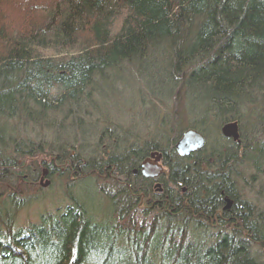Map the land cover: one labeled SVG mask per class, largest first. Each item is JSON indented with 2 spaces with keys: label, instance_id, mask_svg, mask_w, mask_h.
<instances>
[{
  "label": "trees",
  "instance_id": "16d2710c",
  "mask_svg": "<svg viewBox=\"0 0 264 264\" xmlns=\"http://www.w3.org/2000/svg\"><path fill=\"white\" fill-rule=\"evenodd\" d=\"M2 8L32 21L10 33L0 22V264H264L260 196L244 184L246 195H237L235 173L242 166L264 178V0H0ZM128 67L137 80L148 70L162 80L159 94L147 89L139 104L143 114L161 116L155 138L100 114L98 80L120 79ZM172 91L180 92L174 110L161 111L152 100L167 101ZM178 113L184 116L170 121ZM209 118L213 133L236 121L241 132L252 126L251 136L220 145L218 137L197 157L175 154L181 132H207ZM160 137L169 142L161 146ZM154 150L168 166L161 192L139 172ZM42 169L59 186L64 181L60 195L69 204L29 224L26 235H12L11 219L23 207L19 182ZM85 178L105 180L103 208L83 207L88 201L72 193ZM182 213L206 221L189 231L211 235L209 247L189 244L181 253L175 235H158L172 226L184 231L185 223L174 224ZM122 214L142 237L111 243L102 229ZM222 222L228 229L203 231ZM152 227L155 238L147 234ZM31 234L48 245L36 246Z\"/></svg>",
  "mask_w": 264,
  "mask_h": 264
},
{
  "label": "rangeland",
  "instance_id": "374dc122",
  "mask_svg": "<svg viewBox=\"0 0 264 264\" xmlns=\"http://www.w3.org/2000/svg\"><path fill=\"white\" fill-rule=\"evenodd\" d=\"M8 10L9 9H7V8H2V10H0V22H1L2 26L4 27L5 31H7L9 33L13 32V31L16 32L20 29L21 24H23V27L30 26V24H31L30 21H32L31 20L32 14L31 15L27 14L26 15V17L28 16L26 18L27 20L21 21L22 19L17 13H14L12 11L8 12ZM28 19H30V20H28ZM20 31H22V30H20ZM49 52L50 51L47 50L46 52H44V54H51V52L50 53ZM159 57H160V55H157L156 58L153 59L154 64L158 62ZM128 69L129 70H127V71H122V73L120 74V79L118 77L114 79V76H112L106 82H104L102 80H98V85H99L98 90L99 91H97V88H96V91L98 94L97 102L99 103L98 105H99V109H100V114H107L108 119H110V116H112L115 119V121L119 124V126H121V128H123V129L130 128V130H132L133 128H135L138 131H141L142 129H147L149 127H152V129H155V127L157 125L161 124V118H160L161 116L154 117V115H151L149 117L148 115L143 114L145 109L139 104H140V99L143 98L141 96L142 92H145L147 89L153 90L154 87H157L158 89L161 88L162 84L159 87V83H161L162 80L159 81L158 79L153 80V79L149 78V74H150L149 72L150 71L148 70V71H146L143 79L140 81V80L136 79V72L134 70L132 72L130 70V67H128ZM164 82L166 83V81H164ZM167 82H169V79L167 80ZM145 83H146V89L143 90ZM155 83H157V84H155ZM181 87H182L181 84H179L178 88H176L174 90H179ZM169 88L170 87L167 86L168 90H169ZM159 91H160V89L155 90V94H159ZM181 93H182V91H181ZM207 93H208L207 91L204 92V94H207ZM179 95H180L179 91H177V93L175 95H173V91H172L170 98L167 101H164V100H166L164 97L159 98L156 95L155 99H153L152 102L156 103L158 105L161 104V108H160L161 111L165 110L166 112L171 113L174 110V107L176 105V104H173V102L175 100H178L177 97H179ZM172 96L176 97V98L174 99ZM180 98H182V96H180ZM164 103H166V104H164ZM183 116L184 115L182 113H178V116H173V117H170L169 119L172 122H176L179 120L180 117H183ZM155 120H156V122H155ZM226 123H228V122H226ZM212 125H213V120L211 118H209L205 123V130L207 132H201L199 129H196L195 127L192 128V129L197 130L199 133H201L205 139V143L200 150L206 149L207 146L209 148L213 147L214 140H217L218 137L220 138V141H221V142H218V145L223 144V140L226 139L225 136H223V134L221 132V128L224 124L222 126H220L218 130L216 128L214 133L212 131L208 130V128ZM237 125H238V123H237ZM241 130L243 132L239 131V126H238L237 138H236L237 140L234 141L232 138H230L231 142L240 143L241 138H243V137L246 139L250 138L252 126H250V125L245 126ZM124 131H127V130H124ZM165 141L166 140L163 139L162 137L157 139V142H160L161 146H165V144L167 142H169V140L166 142ZM173 145L171 146L172 147L171 149L172 150L175 149L174 152H175V154H177L176 147H174ZM154 151H159V150H154ZM252 153L255 155V149H253V148L250 149V152L248 154H252ZM156 157L159 158V155H157ZM169 158H171V155H169ZM166 167L168 169L167 165H166ZM236 168H237L238 172H235V173L239 176L238 184H236L237 195L242 196L243 190H244V188L242 186L244 184L245 186L249 187L252 190L254 195L260 196V200L258 201V206L261 209V211L262 210L264 211V178H262V176L259 174V172H258L259 170L246 169V168H243L242 166H238ZM164 169H166V168H164ZM262 169H264V167H262ZM42 170H44V169H42ZM44 171H45L44 175H47L46 170H44ZM144 178H146L148 180L147 177H144ZM53 180L54 181H51L50 178H46V177L40 178L41 185L44 186V187L43 186L42 187H43V191L45 194L42 198H39V199H37L35 201H31V202H29L28 200H25L23 198L24 206L15 212L16 216H15V220H14V226L16 229H18L20 227L22 228L25 225H28L30 223L38 224V222L40 223L41 217H44L50 213H56L57 209L60 210V209L64 208L67 204H69L67 202L68 200H66V198H65V194L62 193V195H60V190H61L62 186H61V188L60 187L54 188L53 184L56 181H58L57 178L53 177ZM246 182H249V183H246ZM62 183L64 184V181H62ZM155 183L158 184L157 182H155ZM171 183L172 182H170L169 188L173 185V183L172 184ZM63 184H61V185H63ZM159 187L161 188L160 185H159ZM160 188H158V189L154 188V190L158 192L160 190ZM72 193L78 197H81L82 199H86L89 201L88 204L86 203L87 205L82 203L83 207L89 205V207L92 206V208L99 209V208H103L105 205H107V202L104 199H99L98 197H95L93 195V183L87 178L81 180L75 186V190ZM253 193H251L252 195H250V196H253ZM244 196H242V197L244 198ZM31 198H33V197H31ZM253 201H254V199H253ZM259 208H257V209L260 210ZM56 214H54V215H56ZM184 216H186V213H182V217H184ZM135 217L137 218V216H135ZM182 217H179V218L184 220ZM188 220L192 221L190 224H193V225H197V226L206 225L205 220H201L198 218L197 219L196 218H193V219L190 218ZM263 220H264V218H263ZM181 222H183V221H180L178 219L174 224L177 226ZM21 225H23V226H21ZM218 225H221V227L218 228ZM218 225H216L214 227L209 226L208 228H205L203 231L206 233H208V232L216 233V232H212V230L228 229L226 224H223V222L221 224H218ZM174 228H175V226L168 228V230H167L168 240H169V238H171L172 235H175V239L180 244L181 243V235H178L179 234L178 229L177 228L174 229ZM161 230H163V229L161 228ZM183 239H184L185 243L190 242V244H194V245L200 244L202 247L207 248V247H209V244H210L209 241H211L210 240L211 235L206 237L205 234L204 235L202 233L198 234V233H196V231L190 230L184 235Z\"/></svg>",
  "mask_w": 264,
  "mask_h": 264
},
{
  "label": "bare ground",
  "instance_id": "6f19581e",
  "mask_svg": "<svg viewBox=\"0 0 264 264\" xmlns=\"http://www.w3.org/2000/svg\"><path fill=\"white\" fill-rule=\"evenodd\" d=\"M157 128H158V126H156L155 127V129H152V127H149V128H147V130H144V134L147 136V137H149V138H155L156 136H158L161 132H162V129L163 128H161V129H158L157 130ZM87 129H91V126H87ZM186 130V129H185ZM185 130H183L182 132H181V134H180V136H178V138H177V140H176V142H175V144H174V147H176V144L178 143V141L180 140V138H181V136H182V134H183V132L185 131ZM142 131V130H141ZM140 132V131H139ZM142 133V132H141ZM226 138V140H231L230 138H227V137H225ZM204 141H205V139H204ZM157 154L159 155V156H163V153L159 150V151H157ZM142 161V160H141ZM141 161H140V163H139V172H140V175L143 177V174H142V168H141V166H140V164H141ZM153 161H155L157 164H159L161 167H162V164L163 165H166L165 164V162H164V160H161L160 158H156L155 159V157H153ZM42 172V171H41ZM47 172V171H46ZM45 174V171H43L42 173H41V175H39L38 176V178L36 179V180H32V181H29L28 183L27 182H25V181H20L19 183V193H20V195L19 196H22L25 200H28L29 202H31V201H35V200H37V199H39V198H42L45 194H44V191H43V185H41V181H40V178H42V177H46V178H48L46 175H44ZM44 175V176H43ZM157 177H161V174L159 173L158 174V176ZM156 177V178H157ZM144 178V177H143ZM154 177H148V179H153ZM144 179H146V178H144ZM102 180V181H101ZM101 180H99V182H96L95 184H94V182H93V195L95 196V197H98L99 199H102V196L100 195V194H103L104 193V191H107L106 189H107V187H106V182H105V180L104 179H101ZM60 182V184H63L61 181H59ZM75 182H77V184L79 183V180L78 181H75ZM56 188H58V187H60L61 188V186H62V188H61V190L60 191H63V185H61V186H59V185H57V182H55L54 184H53ZM43 186V187H42ZM112 188H113V186H112ZM109 189H111V186H109ZM108 189V190H109ZM114 189H115V186H114ZM162 191V190H161ZM16 197V199H18L19 201H21L22 203H23V201H22V199L23 198H19L18 196H15ZM31 197H33V198H31ZM88 201V200H87ZM3 203H6V201L4 200V199H0V208H2L3 207V205H1V204H3ZM88 203H89V201H88ZM94 204V203H93ZM23 206H24V204H23ZM2 214V213H1ZM15 216H16V214L12 217V219H11V224L9 225V227H10V231H11V233H12V235H16V236H23V235H26L27 234V230H28V225H25L24 227H20V228H18V229H16L15 228V226H14V220H15ZM184 220H182V219H180V218H178L180 221H183V222H181V223H185V226H184V228H183V230L187 233L188 231H189V224L192 222V221H190V220H188V218H185V217H182ZM30 224H35V223H30ZM21 226H23V225H21ZM102 230H108V231H110L111 232V236H112V238H111V240H110V242L111 243H113V242H115V241H117V240H119V239H121V238H127V237H129V238H133V239H140L141 237H142V232H141V230L140 229H138V228H136L135 227V225L133 224V222L129 219V218H127L124 214H122V215H119L118 217H117V223H113L112 225H110V226H107V227H105V228H103ZM155 230H156V228H147V234H150V235H152V236H154V238H155V236H156V233H155ZM159 233H158V235L159 234H163V233H165L167 230H160V229H158L157 230ZM184 231H182V232H180L178 235H182V233H183V235H185L184 234ZM29 238L30 239H32V240H34V242L36 243L35 245L36 246H39L40 248L41 247H43V246H47L48 245V243H45V242H47V241H43L42 239H41V237L38 235H35V234H31V235H29ZM19 239V238H18ZM37 241V242H36ZM190 244V242H187V243H185L183 246L181 245V244H178V246H177V249H180V251H181V253H186V250H185V248H184V246H187V245H189ZM53 245V247H51ZM153 245V244H152ZM51 246L49 247V251H52L53 250V248H55V250H56V247L57 246H55V244H51ZM93 253V256L91 257V261H93V262H95V258H96V256H95V253L94 252H92ZM82 261H79V264L81 263ZM71 264H74V263H72L71 262ZM124 264H126V263H124Z\"/></svg>",
  "mask_w": 264,
  "mask_h": 264
},
{
  "label": "water",
  "instance_id": "95a60500",
  "mask_svg": "<svg viewBox=\"0 0 264 264\" xmlns=\"http://www.w3.org/2000/svg\"><path fill=\"white\" fill-rule=\"evenodd\" d=\"M238 125L236 121L228 122L221 128L223 136L232 138L234 141L237 139ZM205 141L201 133L194 129L186 130L178 143L176 144V150L179 155H187L190 152L198 150L203 147ZM156 159V158H155ZM142 174L144 177H157L162 173L161 166L153 161L151 158L144 159L141 164Z\"/></svg>",
  "mask_w": 264,
  "mask_h": 264
},
{
  "label": "flooded vegetation",
  "instance_id": "af4514ba",
  "mask_svg": "<svg viewBox=\"0 0 264 264\" xmlns=\"http://www.w3.org/2000/svg\"><path fill=\"white\" fill-rule=\"evenodd\" d=\"M199 151H200V149H198V150H196V151H193V152H190L189 154H187V155H180L181 157H187V156H192L193 154H194V157H197L198 156V154H196V153H199ZM151 155H157V151H151L149 154H148V156H146V157H150ZM145 157V158H146ZM159 158L161 159V160H164V156H159ZM206 166H202V169L203 168H205ZM162 168L164 169V168H166V169H164V171H166L165 173H162L161 174V177H157L156 179H148V180H151L152 181V185H153V190H154V188H156V189H158V188H160L159 187V185L161 186V188H160V190L158 191V192H161V190H162V185H163V180H164V178L165 177H167L168 176V174H169V172H168V169H167V167H166V165H163L162 164ZM155 182H157L158 184H156ZM154 192H157V191H155L154 190ZM230 204H232V203H227V206H230Z\"/></svg>",
  "mask_w": 264,
  "mask_h": 264
}]
</instances>
